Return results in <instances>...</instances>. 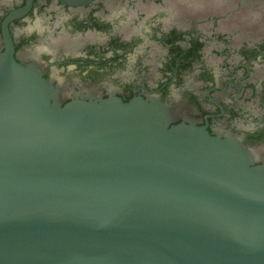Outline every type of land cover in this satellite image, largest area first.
Segmentation results:
<instances>
[{"label": "water", "instance_id": "1", "mask_svg": "<svg viewBox=\"0 0 264 264\" xmlns=\"http://www.w3.org/2000/svg\"><path fill=\"white\" fill-rule=\"evenodd\" d=\"M156 97L72 98L0 54V264H264V162Z\"/></svg>", "mask_w": 264, "mask_h": 264}, {"label": "flooded vegetation", "instance_id": "2", "mask_svg": "<svg viewBox=\"0 0 264 264\" xmlns=\"http://www.w3.org/2000/svg\"><path fill=\"white\" fill-rule=\"evenodd\" d=\"M193 5L208 0H190ZM179 0H0L11 51L72 98L156 97L173 122L235 135L264 162V0L180 8ZM259 12L252 23L248 11Z\"/></svg>", "mask_w": 264, "mask_h": 264}, {"label": "clouds", "instance_id": "3", "mask_svg": "<svg viewBox=\"0 0 264 264\" xmlns=\"http://www.w3.org/2000/svg\"><path fill=\"white\" fill-rule=\"evenodd\" d=\"M224 0H208V3H200L197 5H193L190 0H179V3L176 7V9H172L171 6H164L163 9V15L159 17V20L164 21L168 20L170 18V14H179L180 8H184L185 10L197 12V11H203L207 6H213V7H223ZM247 18L252 22L255 23L258 20L261 19V15L259 12H252L251 10L247 13Z\"/></svg>", "mask_w": 264, "mask_h": 264}]
</instances>
